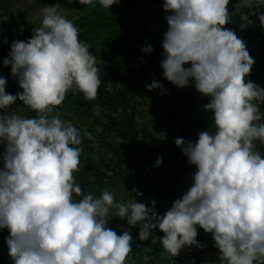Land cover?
I'll list each match as a JSON object with an SVG mask.
<instances>
[{
  "label": "clouds",
  "instance_id": "9594fccd",
  "mask_svg": "<svg viewBox=\"0 0 264 264\" xmlns=\"http://www.w3.org/2000/svg\"><path fill=\"white\" fill-rule=\"evenodd\" d=\"M98 2L110 8L119 0ZM229 2L163 3L170 13L162 40L163 76L180 88L194 84L198 93L211 98L204 108L212 113L215 129L201 130L195 142L176 138L196 172L192 186L163 215L157 214L155 200L151 208L134 199L117 202L107 189L94 197L75 182L83 149L74 146L84 137L91 139V133L63 122L53 109L70 90L95 99L102 80L96 56L79 39L73 22L58 13L60 5L42 9V24L33 28L30 39L11 43L3 66H11L23 91L7 93V79L0 76V145L5 146L0 156V229L9 230L6 244L14 264H125L132 253L130 229L137 226L140 241L149 240L156 228L163 232V251L174 257L186 246L206 247L197 241L199 226L212 234L222 262L264 264V154L255 143L264 145V88L246 80L255 60L246 42L224 27L233 14ZM79 3L93 5L94 0ZM252 4L237 0L235 12ZM250 16L241 14V30L254 24ZM257 18L264 27V13ZM141 51L151 53L153 47ZM146 87L152 91L163 85L154 80ZM17 99L36 116L9 112ZM161 163L158 157L156 166ZM132 192L142 195L135 188ZM112 209L113 217L129 225L122 234L108 227Z\"/></svg>",
  "mask_w": 264,
  "mask_h": 264
},
{
  "label": "rangeland",
  "instance_id": "374dc122",
  "mask_svg": "<svg viewBox=\"0 0 264 264\" xmlns=\"http://www.w3.org/2000/svg\"><path fill=\"white\" fill-rule=\"evenodd\" d=\"M236 3L237 0L229 2L228 10L233 13L231 18H234L237 13L234 7ZM57 4L60 5L57 9L58 13L71 20L79 33H85L86 40H90V48L96 47L97 62L100 59L111 62L120 75L125 76V82H130L138 92L145 95L155 94L157 98L162 99L145 100V104L138 108L137 112L142 114V117L140 114L136 117V124L142 127L144 125L150 133L146 142L133 140L125 142L117 136L114 129L107 127L109 126L106 117L108 113L102 111L98 105L92 106L84 101L78 91L70 90L67 93V108L60 119L65 123H72L82 134L84 131L91 133V139L84 137L81 145L74 146L83 149L79 171L74 173L75 182L81 186L84 194L91 192L94 197H99L102 191L107 189L114 193L117 202H128L134 199L135 202L144 203L149 208L152 207L151 201L155 199L149 197V199L140 200L144 189L162 183L169 184L168 187L172 188L173 192V195L170 194L171 199L155 200L157 214L163 215L171 208L174 201L180 199L189 189V185L180 179L179 173L167 171L164 164L156 166L154 158L155 165L153 164L152 169L142 173L141 177H137L135 173H130L137 169L134 158L145 154V146L149 147L152 144H155L156 150L162 154L169 131L162 120L165 114L180 112L184 116L182 130L192 142L198 140V133L201 130H215L212 126V113L204 108L211 98L198 93L194 84L180 88L163 76V69L160 66L164 59L162 40L168 28L166 16L170 13L159 11L156 4L144 0L132 4H123L119 0L118 4L110 8L101 6L98 0H94L93 5H82L77 1L69 3L68 0H13L0 11V76L5 75L6 79L10 77L11 66L4 67L3 60L9 55L11 43L15 40L26 42L30 39L33 28H38L42 24V9ZM242 9L247 12L244 14L251 15L250 19L254 21V24L246 30H241L239 26H234L232 23L224 27L234 30L237 36L246 42L250 56L256 60L259 57L258 50L264 51V39L256 32L259 26L257 17L264 13V4L259 3V0H253L251 8ZM252 13L255 14L252 15ZM83 21H86L84 26L78 24ZM21 26H23L22 33ZM142 26H149L146 32ZM4 38L7 39V43L4 42ZM149 44L153 47V51L142 52L141 49ZM136 55L138 57L134 58L133 56ZM190 66L189 63L184 67ZM255 69H257L256 61L246 80H251L264 88V73L256 70L255 74ZM154 80L162 84L163 88L148 91L146 85ZM6 92L9 93L7 89ZM131 96L132 94L129 95V100ZM8 111L30 118L24 105L17 101ZM260 111L264 113V104L260 105ZM122 120L124 121V118ZM260 122L264 123V118ZM255 143L257 150L264 154V145L259 141ZM0 151L2 156L5 151L4 145H0ZM127 157L129 160H125ZM2 166V160H0V168ZM194 170L196 171V168ZM162 175L165 177L157 181L156 177ZM134 188L142 195L136 196L132 192ZM165 204L167 209L163 207ZM115 212V209L110 210L108 227L119 235L129 229V225L126 219L113 217ZM197 231V241L206 247L201 249L195 245L186 246L174 257L163 251L160 238L164 233L158 228L152 231L149 240L140 241L139 227H132L130 229L133 238L132 253L125 264H139L136 259H140L139 255L143 254L152 256L160 264H167L168 257L180 259L181 264H226L219 257L220 251L215 247L212 234L206 233L199 226ZM8 235L7 228L0 229V264H14L8 255L9 249L6 244ZM191 257L194 261L189 263L188 259Z\"/></svg>",
  "mask_w": 264,
  "mask_h": 264
},
{
  "label": "trees",
  "instance_id": "16d2710c",
  "mask_svg": "<svg viewBox=\"0 0 264 264\" xmlns=\"http://www.w3.org/2000/svg\"><path fill=\"white\" fill-rule=\"evenodd\" d=\"M244 13H247L246 10L241 9L240 12H237L234 15V18L230 19V23H232L234 26H239V24L241 23L240 16ZM78 24H82V26H84L86 24V21H83L82 23ZM147 27H143V30L145 32ZM256 32H258L259 36L264 39V27L258 26ZM79 39L87 44L90 42V40H86L85 33H79ZM88 45L90 46V43ZM95 49L96 47L89 49V51L94 56L96 54ZM258 53L259 57L255 60L257 68L254 70L255 74L256 70H260V72L264 73V51L258 50ZM133 57L136 58L138 56L136 55ZM143 62L146 63V61ZM97 66L100 68V75L102 80L98 95L95 99L89 100L85 99L82 92H79L83 97V100L91 104L92 106H94L93 104L98 105L99 107H101L102 111L104 110L106 113H108L106 117L108 119L109 126L107 127L114 129V131L117 133V136L122 141L129 142L133 140L141 143L146 142V140L148 139V134L150 133L144 125L142 127V125L136 124V117L140 114L137 112L138 108L145 104V100L153 101L162 99L157 98L155 94L145 95L142 92H138L130 82H125V76L123 77L122 74L120 75V72H118L117 68H115L111 62H104L102 65L97 62ZM3 77H5V75ZM11 77L12 75L10 74V77H8L7 79ZM110 89L111 91H109ZM7 91L10 94L17 93V91L13 90L12 88H8ZM130 94H132L130 98L131 100H129L128 98ZM66 99L68 100V94H66L65 100ZM17 102L23 104V102L19 99H17ZM140 115L142 117V114ZM122 118H124V121L122 120ZM183 119L184 116H182L180 112L163 115L162 120L169 128V131L167 134V142L165 143L164 149L162 150V154H159L158 150H156L155 144H152L149 147L145 146V154H141L134 158V161H136L135 165L137 166V169L134 171H130V173H135L137 177H141L142 173L148 172L150 169H152L153 164L155 165L153 158L155 159V161H157L159 157L162 158L161 164H164L166 166L167 171L179 173L180 179H182V181H186V183L189 185V188L192 186L191 177L196 172L194 170V168L196 167L195 165H190L188 163L187 156H185L181 148L177 147L175 144V140L178 137L183 138L185 141H189L187 136L183 132L184 130H182ZM125 160H129L128 157ZM127 177L129 176L127 175ZM164 177L165 176L162 175L156 177V179L157 181H161ZM168 186L169 184L162 183L157 186L154 185L151 188L144 189L143 195L139 199L145 200L149 199V197H152L155 200L159 201L161 199L170 200V194L173 195V192L172 188ZM74 199L78 200L80 199V197L74 196ZM166 204L163 206L164 208L165 206H167ZM165 209H167V207ZM193 257L188 259L189 263H192L194 261ZM153 261L154 262L152 264H160L155 259H153Z\"/></svg>",
  "mask_w": 264,
  "mask_h": 264
},
{
  "label": "built area",
  "instance_id": "2783aa9c",
  "mask_svg": "<svg viewBox=\"0 0 264 264\" xmlns=\"http://www.w3.org/2000/svg\"><path fill=\"white\" fill-rule=\"evenodd\" d=\"M11 1L13 0H0V11L7 5L9 4ZM69 1V0H68ZM73 2H79V0H72ZM123 4H126V3H132V2H137L138 0H121ZM145 1H148V2H151V3H154L158 6V10L159 11H164L163 9V3H164V0H145ZM8 88H12L13 90L17 91V92H22L23 90L19 87V84H18V79L16 77H11L9 79H7V85H6V89ZM24 108L26 109L27 111V114L30 118H34L36 116V113L34 111H32L30 108H28L27 106L24 105ZM67 108V101L64 100L62 102V104L56 108L53 109V115H56L57 113L59 114V118H62L65 110ZM140 259H136L137 262L139 264H152L154 261H153V258L152 256H147V255H139ZM167 264H180L181 261L180 259L178 258H172V257H168L167 258ZM185 264V263H184Z\"/></svg>",
  "mask_w": 264,
  "mask_h": 264
}]
</instances>
